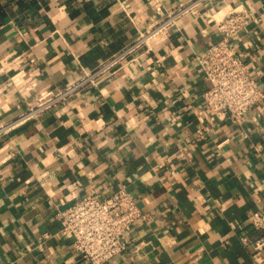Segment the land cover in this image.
I'll list each match as a JSON object with an SVG mask.
<instances>
[{"label": "crops", "instance_id": "crops-1", "mask_svg": "<svg viewBox=\"0 0 264 264\" xmlns=\"http://www.w3.org/2000/svg\"><path fill=\"white\" fill-rule=\"evenodd\" d=\"M179 9L93 84L0 135V264H87L59 213L122 187L147 217L104 264H264L250 222L264 213V100L239 123L204 112L196 59L217 21L245 10L256 20L232 47L264 89V0H0V126Z\"/></svg>", "mask_w": 264, "mask_h": 264}, {"label": "built area", "instance_id": "built-area-1", "mask_svg": "<svg viewBox=\"0 0 264 264\" xmlns=\"http://www.w3.org/2000/svg\"><path fill=\"white\" fill-rule=\"evenodd\" d=\"M180 13L181 9L168 16L167 20L151 28L146 35H141L132 45L103 63L94 72L84 73L78 82L64 91L56 94L50 92L40 97L35 107L21 113L13 121L1 125L0 135L14 125L35 118L75 91L93 84L103 73L121 64L148 38L167 30ZM255 20V17L245 10L231 11L217 21L220 39L196 57L204 78L210 83L209 89L203 95L204 112L239 123L254 105L264 100V89L259 87L247 63L237 55L231 42L236 34ZM146 217L135 196L122 187L102 200L92 195L75 199L68 208L59 213L60 234L71 237L73 249L85 263L104 264L125 252L130 231L136 223ZM250 222L256 230H264V213L254 212L250 216ZM254 249L257 255L264 250V238L254 243Z\"/></svg>", "mask_w": 264, "mask_h": 264}]
</instances>
